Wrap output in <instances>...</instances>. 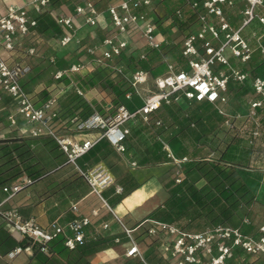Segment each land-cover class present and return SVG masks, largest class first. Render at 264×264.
Listing matches in <instances>:
<instances>
[{
    "label": "built area",
    "instance_id": "obj_1",
    "mask_svg": "<svg viewBox=\"0 0 264 264\" xmlns=\"http://www.w3.org/2000/svg\"><path fill=\"white\" fill-rule=\"evenodd\" d=\"M51 1L32 0L30 6L9 4L0 15V100L2 94H7L14 104V112L8 114L10 123L15 124V115H18L28 124L29 137L48 136L55 141L64 153L66 163L86 181L91 192L100 196L105 188L114 185L115 192L121 193L122 187L114 184V177L103 164L95 163L83 168L78 159L99 139H105L119 152L125 151L124 141L129 133V128L125 126L127 121L135 122L140 119L148 122L150 115L162 103L180 101L183 95L188 100L214 103L216 111L224 118L225 126L233 127L234 119L244 118L238 130L251 150V161L257 162V148L261 145V136L264 134L261 124L264 74H251L248 62L255 50L259 51V59L264 62V0H240L243 4L239 10L242 20L237 28L230 24L224 12V7L234 6L235 0H183L196 13L198 23L194 31L184 36L180 45V52L186 59L188 68L177 70V63L168 61L165 71L155 77L145 69H135L129 80L135 93L142 99L139 106L128 109L119 105L114 114L101 113L94 108L91 114L70 130L55 126L59 111L58 92L50 93L37 104L35 95L23 86L24 78L31 72L30 58L38 56L35 42L43 38L36 28L37 16L48 10L54 11ZM152 4L153 0H118L108 4L105 8L108 24L104 36L97 43L86 47L90 60L73 62L65 68L56 69L53 78L70 79L77 93L84 97L80 86L72 80L73 76L91 72L97 65L105 63H110L115 74L122 75L123 67L114 63V59L132 52L134 47L129 39L130 35L141 38L145 46L159 50L166 39L157 30ZM256 7L262 10L257 12ZM101 13L95 0H81L67 14L53 13L62 30L54 38L56 44L59 47L72 41L79 44L81 39L76 35L74 19L80 17L85 24L96 26ZM175 14L180 16L181 9H176ZM254 19L260 23V32L252 31V36L243 35L241 29ZM32 38L34 40L29 43ZM253 39L256 45H253ZM140 58H145L143 52L140 53ZM50 61L54 62L55 57L51 56ZM229 82L250 85L251 95L246 101L245 112L228 108ZM129 96L130 93H126V97ZM155 124L163 125V121L156 119ZM92 131H96V136L90 134ZM159 139L173 162L181 166L187 160L186 156L175 157L168 143ZM259 167L264 171V163ZM181 179L182 177H176L177 182ZM31 183L32 179L23 175L11 183L0 184V218L5 229L18 242L5 254L7 259H13L23 252L32 253L33 247L48 254V243L57 236L63 238L68 249L98 238L99 229L90 227L91 219L86 215H77L65 225L53 220L46 226L40 225L32 217H24L17 206L10 204V200ZM70 208L76 210L77 202L71 203ZM143 222L147 224V234L158 240L166 258L173 259L175 264H241L238 261L229 262L235 248L259 258L264 264V223L259 225L256 235H251L243 234L238 227L223 224L195 232L164 221L145 219L134 228L122 225L130 244L125 251L126 257L137 256L144 261L132 235V231ZM244 222L249 221L245 218ZM107 226V223H103L101 227ZM24 241L27 243L22 245Z\"/></svg>",
    "mask_w": 264,
    "mask_h": 264
},
{
    "label": "trees",
    "instance_id": "obj_2",
    "mask_svg": "<svg viewBox=\"0 0 264 264\" xmlns=\"http://www.w3.org/2000/svg\"><path fill=\"white\" fill-rule=\"evenodd\" d=\"M80 1L52 0L51 8L62 2L72 12L74 6ZM178 8L181 9L180 16L175 14V10ZM52 10H55V8H52ZM169 12V15H159L156 12L154 15L157 30H161L166 39L159 50L146 46L142 50L133 51L129 57H125L124 54L116 57L114 63L123 67L124 73L122 75L115 74L109 65L110 63H105L97 65L91 72L85 73L84 76L86 77L82 75V77L77 78L78 82L81 78L82 83L80 85L95 86L97 83H101L102 87L108 89L111 99L106 106L100 107L96 103L93 104L86 100L77 93L70 79L66 77L58 79L57 81L64 82L68 89L58 96L59 111L55 119V126L70 130L79 121L91 114L94 108L101 113L114 114L119 105H124L128 109L139 106L142 99L135 93L129 80L135 69H145L149 71L152 77L163 73L166 69H163V66L166 67L168 61L176 62L177 70L187 69V64L181 62L183 56L180 52V45H177L175 39L169 35L168 29L177 28L181 32L183 40L185 35L195 30L191 26L197 23V16L194 11L184 4L183 0H178V3L176 0L175 6ZM166 19H169L170 22L165 23L167 22ZM36 28L39 33L47 36L57 37L62 32L50 10L37 16ZM141 52L145 54L144 59L140 58ZM253 57L249 61V71L251 74H262L261 67L264 62L260 61L259 57L257 59ZM66 65L67 62L61 58L57 62V69L65 68ZM74 77L75 75L72 80ZM23 86L25 87L24 82ZM128 92L130 96L126 97ZM228 92L229 101L232 99H236L238 103L243 101L244 109L240 111L245 112L246 101L251 95L250 85L248 83L229 82ZM3 95L1 99L4 100ZM6 96L8 95L6 94ZM156 119H161L163 125H156ZM223 120V116L216 111L214 103L188 100L183 95L180 101H171L169 104L162 103L150 115L148 122H143L140 119L135 122L130 121L132 126L125 141L128 135L131 134L132 140L140 146H136L137 151L135 152L138 156H141L138 159L139 164L171 161L172 158L167 155V151L163 148L159 138L166 141L168 146H171L170 148L176 152L172 140L177 135L186 133L185 131L189 126L192 129L198 127V130H202L197 133L196 146L207 147V153L201 158H190L189 160L187 158L183 162L181 166L184 176L179 182L174 177L165 183L168 197L162 208L153 214L152 219L173 224L187 231L196 232L216 224H223L238 227L243 234H257L259 225L257 222L252 221L250 215L253 205L257 202L261 204V210L264 213V171L256 162L251 161L250 148L246 146L247 151L244 149L246 140L238 130L242 126L244 118L234 119L233 127L225 126ZM261 124L264 128V109H262ZM165 132H168L166 136ZM39 137L53 140L48 136ZM34 138L36 137L0 138L1 185L11 183L23 175L30 177L32 183H34L47 173L45 172V166L36 157L33 148L34 143H36ZM261 138H264V134ZM240 141L244 145H241ZM55 145L58 147L56 143ZM238 145L245 151L240 150V152H237ZM257 150L259 155L256 159L259 160L261 154L264 156V140H262V144L258 146ZM63 162H66V160L64 159ZM258 162L259 164L264 163L262 160ZM199 179L205 181L201 186L196 185ZM137 185L138 183L134 182L125 188L122 196L128 194ZM245 218L248 219V223L244 222ZM146 226L143 222L139 228L146 232ZM142 233L140 232V234ZM152 241L157 242L159 245L156 238L152 237ZM26 243L24 241L22 245ZM48 246L50 248L48 254L33 247L32 258L29 259L28 264H92L86 259V255L103 249L109 244L101 238H96L83 244H77L73 249H68L63 243V238L57 236L48 243ZM55 254L65 259H51ZM159 260L155 264H160Z\"/></svg>",
    "mask_w": 264,
    "mask_h": 264
},
{
    "label": "crops",
    "instance_id": "obj_3",
    "mask_svg": "<svg viewBox=\"0 0 264 264\" xmlns=\"http://www.w3.org/2000/svg\"><path fill=\"white\" fill-rule=\"evenodd\" d=\"M31 1L32 0H0V15L5 12L9 4L30 6ZM95 1L102 11L96 26L85 24L80 17L74 19V24L77 27L76 35L80 37L82 41L85 40L88 35H91V29H95L99 33V38L95 41L96 43L104 36L108 24L105 8L108 4L116 3L118 0ZM154 1L155 0H153L152 6L156 10ZM58 4L59 5L55 6V10L52 13H70V8H68V6L62 4V2ZM242 5L240 0H235V4L232 7L237 14ZM227 8L228 6L224 7V12ZM228 21L230 22V20ZM230 24L233 26L231 22ZM39 34H41L43 38L35 42L37 44L38 56L31 57V62L42 56V50L44 48L40 47L45 41H48V43L49 40L55 42V36H47L42 33ZM46 36L48 40L45 39ZM32 40H34V38L30 39L29 43H31ZM71 43H73V46L79 45L74 41ZM69 45L71 44L64 47H57L56 49L57 51L63 50L61 51L63 53V59L67 58L69 60L68 55L71 52L68 48ZM88 57L90 60L91 57L89 55ZM30 73L24 78L23 82L25 87L35 95L37 104H40L50 93H53L51 89L55 85L60 88L59 96L68 89L67 85H62V83L58 81L43 88V85L40 83L38 84L36 78H33V75ZM261 73L264 74V67H261ZM3 97H5V99L3 100L2 98L0 100V138L15 136L29 137L28 124L25 123L22 117L15 115L16 123H10L8 114L14 112V104L6 94H4ZM84 98L88 100L85 96ZM98 103L102 105V102L98 101ZM105 103L108 104L109 102L106 101ZM125 126L130 129L132 123L130 126L126 124ZM201 131L202 130L198 129L189 131L187 129L185 131L186 133L182 135L179 134L173 138L172 143H174L176 147V152L170 148L171 146H169V148L172 150V153L174 152V156L177 158L186 156L189 160L190 158H201L207 153L206 146H196L197 133ZM90 134L96 136V131H92ZM34 139L36 143H34L33 148L36 157L39 159L40 163L45 166V172L47 173L42 178L17 192L13 196V200L10 201V204L17 206L24 217H32L42 226L48 225L53 220L61 225H65L77 215L88 216L91 219L90 227H97L99 229L100 234L98 238L103 239L109 244V246L103 249L86 255V259L92 264H134L136 259H140L137 256H125V251L130 244L122 225L127 228H134L145 219H152L153 214L157 213V211L162 208L164 201L168 197L167 189L164 186L165 183L174 177L184 176L182 166L177 165L172 160L154 164H139L138 159L141 158V156H138L135 152L137 151L136 146H140L136 145L138 143L132 140L131 134L128 135L125 141L126 149L123 152L115 150L105 139H99L78 159V163L83 168L90 167L95 163L103 164L114 177V184H118L122 187V192L117 193L114 190V185H111L100 193V197L96 193L91 192L89 185L75 172L71 165L63 162L65 156L61 150L56 147L53 140L50 141V139L46 137H36ZM262 140H264V138H261V144ZM244 149H247L246 145ZM244 149L238 145L237 152ZM262 157L264 156L261 154L259 160L264 161ZM259 160L256 162L258 166H260ZM134 182H137L138 185L128 194L122 196L124 189ZM204 182L203 179H199L196 185L201 186ZM74 202H77L76 210L70 208L71 203ZM258 210H261V207H258ZM103 223H107L108 226L102 228L101 226ZM261 223H264V219L258 221V225ZM140 232L143 233L140 234ZM132 235L135 237L143 259H168L157 242L152 241V237L144 232L142 228H137L132 231ZM115 238H118V241H115ZM17 243V240L5 229L0 218V264H28L30 261L29 259L32 258V253L23 252L13 259H7L5 257L6 251ZM51 259L65 258L55 254ZM258 259L259 258L244 252L240 248H235L233 258L230 259L229 262L233 263L238 261L241 262V264H262L260 259ZM204 262L205 261H202V263ZM172 263L175 264L174 262Z\"/></svg>",
    "mask_w": 264,
    "mask_h": 264
},
{
    "label": "rangeland",
    "instance_id": "obj_4",
    "mask_svg": "<svg viewBox=\"0 0 264 264\" xmlns=\"http://www.w3.org/2000/svg\"><path fill=\"white\" fill-rule=\"evenodd\" d=\"M154 2H155L154 7L156 8V10H155L156 13H158L159 15H163V14L169 15L170 14L169 11H171L173 6H175L176 0H155ZM177 3H178V0H177ZM52 8H55V5ZM255 10L258 12V11L262 10V8L256 7ZM225 16L233 24V27H239L241 20H242V17H241V14H239V13L237 14V12L235 11V9L233 7L228 6V8L225 11ZM166 21L167 22H165V23L170 22L169 19H166ZM156 27H157V25H156ZM191 27H192V29H196L198 27V23L193 24ZM252 31H256V32L260 31V23L258 22L257 19L252 20L248 25L244 26L241 29V33L243 35L245 34V36H252ZM158 32L160 34H162L161 30H158ZM168 33H169V35L172 36V38L175 39V42H177V45H181V42H182V38H181L182 36L181 35L182 34L177 28L172 27V28L168 29ZM90 34L91 35H88L85 38V40H83V41L81 40V43L79 45H75L76 47L72 45L73 43H69L71 45H69L68 48L71 50V52L68 55L69 60L67 58H66L67 60L64 58L65 61H68L66 66H68L69 64H71L73 62L89 61V57L86 53V47L89 45L95 44L96 43L95 41H97V38H99V35H98L99 33L95 29L94 30L91 29ZM45 39L48 40V37L46 36ZM129 39L132 43V47H134V48H132V52L135 50L136 51L142 50L144 47H146L144 45V42L142 41V39L137 37L136 35H130ZM253 45H256L255 39H253ZM57 47H59V46L54 41L49 40V43H48V41H45V43H43L42 46L40 47V48H44L42 50V52H43L42 56L39 58H36L33 62H31V73L30 74L33 75V78H36L38 84L40 83L41 85H43V88L48 86L49 84H51L53 82H55V83L57 82V80L53 78V73H54V70L57 68L58 60L63 58V56H62L63 53L61 52L63 50L57 51L56 50ZM130 54H124V55H125V57H129ZM51 56L55 57L54 62L50 61ZM253 56H254L253 57L254 59H257L259 57V51L255 50ZM181 62L184 64H187L186 59L184 57L181 58ZM248 64H249V62H248ZM123 65H125V64L123 63ZM262 67H264V65H262ZM164 68H166V67L163 66V69ZM82 75L84 76V74H82ZM82 75H75L73 81L76 82L80 86V88L82 89V91L85 94V97L91 103H93V104L96 103L97 106L101 107V106L106 105L105 102L106 101L109 102L111 99V94L109 93L108 89L102 87L101 83H97L95 86H88L85 84L80 85V83H82L81 78H80V82H78L77 78L82 77ZM84 77H86V76H84ZM84 77H83V79H84ZM60 82L62 83V85H64V82H62V81H60ZM51 92L60 93V88L55 85L51 89ZM97 99H99V100H97ZM98 101L102 102V105L99 104ZM227 106H228V108L236 109L237 111L244 109L243 101H241V103H238L236 101V99H232L231 101H229V104ZM125 124L128 126L131 125L130 121L126 122ZM187 129L189 131H192V127H190V126L187 127ZM197 129H198V127H197ZM164 134L166 136V134H168V132H165ZM167 136H169V135H167ZM239 143L241 145H244V143L241 141ZM246 146H247V144H246ZM13 198L14 197H12L10 201H12ZM258 207H261V204L257 202L253 205V209H251V215H250L252 217V218L250 217L252 219V221L257 222V223L261 219H264V213H262V210H258ZM157 260L158 259H144V261L148 264H155V262ZM144 261L142 259H136L134 261V264H146ZM172 262H174L173 259H171V260L170 259H160L159 260L160 264H173Z\"/></svg>",
    "mask_w": 264,
    "mask_h": 264
}]
</instances>
